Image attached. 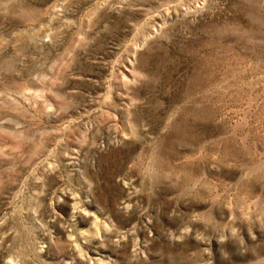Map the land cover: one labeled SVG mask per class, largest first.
<instances>
[{"label": "rangeland", "instance_id": "374dc122", "mask_svg": "<svg viewBox=\"0 0 264 264\" xmlns=\"http://www.w3.org/2000/svg\"><path fill=\"white\" fill-rule=\"evenodd\" d=\"M0 264H264V0H0Z\"/></svg>", "mask_w": 264, "mask_h": 264}]
</instances>
